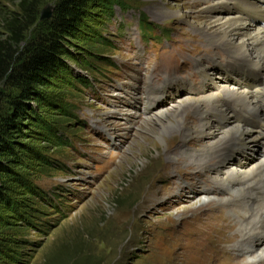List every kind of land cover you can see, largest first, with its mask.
I'll return each instance as SVG.
<instances>
[{
    "label": "rangeland",
    "instance_id": "rangeland-1",
    "mask_svg": "<svg viewBox=\"0 0 264 264\" xmlns=\"http://www.w3.org/2000/svg\"><path fill=\"white\" fill-rule=\"evenodd\" d=\"M62 1L36 0L28 19L35 24L17 50L11 47L16 61L45 30L50 19L43 12L53 17ZM20 2L0 0V42L8 40L7 15L21 14ZM208 5L212 0L84 5L75 32L66 37L61 65L38 87L41 99L30 100L13 139L16 156L0 198V264H226L216 247L223 241L220 252L232 249L242 207L229 200L238 193L225 191L209 170L217 160L198 152L213 143L185 139L195 125L190 112L168 143L154 136L158 125L150 134L141 122L162 111L144 112L149 79L198 88L200 65L218 81L225 76L218 67L233 64L226 50L235 46L222 41L213 49L201 35L202 21L215 17L203 10ZM207 38L216 42L214 33ZM205 86L173 99L166 94L163 110L192 99L191 108L202 104L218 118L216 109L232 102L233 93ZM14 94L7 80L0 82V117L9 114L5 98ZM231 125L238 129L234 120Z\"/></svg>",
    "mask_w": 264,
    "mask_h": 264
},
{
    "label": "bare ground",
    "instance_id": "bare-ground-1",
    "mask_svg": "<svg viewBox=\"0 0 264 264\" xmlns=\"http://www.w3.org/2000/svg\"><path fill=\"white\" fill-rule=\"evenodd\" d=\"M212 2V7L208 5L203 10L212 11V16L215 17L202 21L204 25L199 28L201 35L213 49L220 48L217 43L222 41L235 46L237 50L230 45L226 50L229 58L234 59L233 64L226 68L218 67L219 71L225 74L223 77H217L218 81H214L216 77L209 78L205 66L200 65L198 69L202 82L198 88L195 85L179 84V81L157 85L151 83L153 81L149 79L146 81L148 84L144 98L146 101L142 106L144 112L150 114L162 111L145 117L141 122L148 133L152 131L151 126L158 125L159 130L154 136L159 141L161 139L168 143L173 137L171 136L173 132L178 133L185 127L187 120L184 121L183 117L190 112L189 114L195 118V125L185 131V139L195 137L211 140L213 144L203 146L198 152L210 153V159L217 160L209 170L215 175L217 182H223L225 191L238 193L229 200L232 203L238 201L242 207V218L236 220L240 233L236 234L232 249L231 247L228 249V254L220 252L226 245L222 241L221 245L216 247L219 249L218 253L226 264H264V0H212ZM230 6H234L236 11ZM210 33H214L215 43L211 44L207 38ZM237 65L239 67L235 68ZM208 82L223 93L228 91L233 93L232 99L230 98L232 102L224 100L222 108L216 109L219 119L213 117L212 112L200 109L202 104L199 107L196 105L195 109L191 108L189 105L192 99H181L176 104L173 101V107H169L171 110H163L162 107L168 100H163L166 94H170V99H173L174 96L199 93L206 90L205 84ZM183 88L182 91L178 90ZM211 98L213 100L214 97ZM232 120L238 124V129H232ZM221 121H225L226 127L220 123ZM222 131L224 134L220 136ZM228 131L231 132L227 134ZM202 200L205 203L209 198ZM217 214L223 213L220 210ZM217 214L213 212L212 217ZM212 217L207 216L205 220ZM224 230L226 234L229 232L225 228ZM235 258L238 259V263Z\"/></svg>",
    "mask_w": 264,
    "mask_h": 264
},
{
    "label": "trees",
    "instance_id": "trees-1",
    "mask_svg": "<svg viewBox=\"0 0 264 264\" xmlns=\"http://www.w3.org/2000/svg\"><path fill=\"white\" fill-rule=\"evenodd\" d=\"M35 2L36 0H21V14L7 15L5 23L8 40L0 42V82L7 80L10 89L17 92L5 98L9 114L0 117V198L4 179L11 173L9 164L15 160L13 144L17 141L13 139L19 132L20 120L30 100L41 99L38 87L41 89L46 86L61 65L60 58L66 52V37L75 32L81 21L82 9L89 0H63L54 16L45 24V30L26 47L22 54L23 60L16 61L11 47L17 50L24 43L23 33L35 24L33 20L28 21Z\"/></svg>",
    "mask_w": 264,
    "mask_h": 264
},
{
    "label": "water",
    "instance_id": "water-1",
    "mask_svg": "<svg viewBox=\"0 0 264 264\" xmlns=\"http://www.w3.org/2000/svg\"><path fill=\"white\" fill-rule=\"evenodd\" d=\"M52 17V14L50 12V10H48L47 12H43V19H50Z\"/></svg>",
    "mask_w": 264,
    "mask_h": 264
}]
</instances>
